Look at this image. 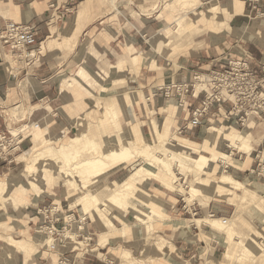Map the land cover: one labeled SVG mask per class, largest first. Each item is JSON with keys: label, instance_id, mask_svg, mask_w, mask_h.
<instances>
[{"label": "rangeland", "instance_id": "1", "mask_svg": "<svg viewBox=\"0 0 264 264\" xmlns=\"http://www.w3.org/2000/svg\"><path fill=\"white\" fill-rule=\"evenodd\" d=\"M82 1L86 0H76V9L73 15L63 16L59 20L57 28H52L53 32L49 39L47 37L40 38L35 48L23 52L24 56L27 53L35 52L36 65H45V61L57 65L53 72V81L56 85H59V88L69 78H71L70 84L78 83L79 78L76 76L81 68H85L97 80L98 85L90 88L91 94L75 88L67 89L68 92L81 91L85 97H92L89 98V107L85 110L78 109L75 115L69 113L70 118L75 121V128L70 137H77L80 131L79 136L83 137V145L78 147L77 152L75 149H66V146L71 144L66 145L65 142L53 143L54 140L52 139L41 141V137L37 138L34 151L29 152L34 146L32 128L35 127L33 124L41 127L43 124L46 129L49 121V119L35 121L34 112L28 105L32 100H34V103L40 102L39 82L34 80L33 75L28 74V76L26 72L19 73L21 65L24 66V64L20 65V60L16 63L17 60L9 52L2 55L0 59V61L2 60L0 65L4 67L9 62L5 59V56L9 55L15 60L13 66L17 69L16 72H12L13 75H9L7 71L1 72L4 74L1 79L9 80L7 85L0 91V120L4 125L2 132H11V125L18 130L11 132L13 137H17L21 131H25L22 133L25 139L21 143L20 149L17 150V155H15L17 162L10 166L6 164V166L0 167V183H8V191L4 183L0 184V190H4V193L0 192V253L4 252L6 258L4 262L0 261V264H264V215L261 214L263 211L259 207V201L248 199L250 192H258L263 196L260 200H264V186L257 179L258 169H264V162L261 157L264 152V114L262 119L255 115V109L258 107H254V101H252V110L248 105L232 111V107L236 104V100H233L223 105L222 108L214 104V107L205 116L201 127L192 128L189 126L194 112L201 107L205 98L204 92L198 94L199 97L196 95L194 81L200 80L197 78L210 75L212 72H217L216 70H198L202 66L201 61L206 53V46L201 42L204 40L209 41L208 45L214 49L218 46L223 48L225 40L228 39L227 44L224 46L225 50L236 60L247 55L249 45L259 46L261 44L256 32L252 30V17H248L252 10V0H240L249 5L245 14L247 17L243 15L238 17L235 22H233L234 20L231 21L232 31L219 29L218 27L208 29L205 23L199 22H223L230 14L213 19L209 16V7L219 4L232 11L234 0H200L202 5L195 9H189V7L195 5L191 2L192 0H90L92 8H97V13L100 15L93 17V20L91 17L89 21L87 16L82 25L84 26L88 22L86 27L84 29L83 27L78 28L74 39L69 45L53 49L47 47L45 50H41L43 45H48L52 38L58 36L69 20L80 11L79 6ZM210 2L213 3L208 7ZM181 3L184 4L183 7ZM201 12H208V14H202L198 21L197 14ZM186 16L194 22L181 18ZM176 17H179V19L176 20L178 26L175 27ZM48 20L51 21V24L57 23L55 18L51 20V17H48ZM237 20L239 23H236ZM188 23L191 24V27L196 25L197 29L193 30V33L184 36L174 35L171 47L162 49L157 47L158 39H162L165 34L164 30L167 27H172L169 30H181L182 27L186 29ZM33 26L39 31L38 25L34 24ZM209 30H212V32H209ZM261 30L264 31V28ZM112 40L113 49L118 54L113 53L114 56H106L107 44ZM210 40L213 41V45H211ZM129 48H131V52H129ZM127 54H130L131 58L124 61V72L114 75V69L112 68L117 66L121 58ZM132 56L140 57L138 66L131 61ZM252 57V68L260 74L255 68L258 65L256 58L253 54ZM138 67L142 69L144 79L139 78L140 75L136 74L135 69ZM261 67L264 70V64ZM116 79H122L124 83L118 84ZM160 86L168 87V90L163 93L167 97L158 96L155 101H148L150 93L155 87ZM143 93L146 96L136 102V98ZM127 94L131 97H129L130 102L125 104V99L127 101L125 95ZM123 96L125 97L123 98ZM188 98L196 101L189 113L188 108L185 109L186 103L189 104ZM121 100L122 103L120 104ZM99 101L102 106L115 104L105 109L103 115L102 110L94 111ZM132 102L133 105L130 107ZM134 103L139 104L137 106ZM121 108H127V110L119 115ZM165 109H168L169 112L168 116L170 118L168 119H166ZM245 112L249 114L248 117ZM174 114H177L178 117L175 116L176 123L172 132L180 138L195 142L192 144L198 147H201L210 129L223 131L226 128H234L245 134V123L252 118L256 125H254L255 129L250 134L245 135V149L251 151V142L254 136L256 143H254L255 148L251 153L250 161L253 167L249 170L256 169V174L252 172L251 175L250 171L245 170L246 155L232 149L228 144H222L220 148L222 152L232 156L233 164L223 166V163H220L218 168L217 163L219 160L215 161V157V160L209 163L205 170L208 174L203 175L204 172L199 174V176H209L217 181L225 171V173L233 175L236 180L246 183L244 185H246V188L248 187L249 191L235 192V190V193L233 192L234 197H229L226 192L221 193L216 188L217 186L213 187L214 185H212L207 193L194 196V200L190 202V205L187 200L188 193L181 194L167 191V188H163V184L160 183L162 187L153 177L144 175V171L140 170L142 167L146 166V168L155 171L157 168L158 172H162L161 176L171 180L172 176L164 174L160 163H157V165L152 164L155 162V158H160L168 160L174 166L175 176L172 179L178 178L180 180L178 183L182 184L186 192L189 182L194 178L190 171L192 166L189 164L190 160L186 157L179 158L174 154L165 156L160 143L155 142L156 139L153 143L149 122L151 120L155 121L163 127L161 130L166 134ZM240 117L243 120L240 121ZM78 119L82 121L79 122ZM137 121L145 122L142 130L147 136L149 144H146L143 140L140 125L132 126ZM78 122L80 126L77 125ZM157 124L153 125L156 126ZM48 131H51L54 135H61L64 132L62 129L58 132ZM40 133L41 129H37L36 137ZM166 135L162 138L158 137L160 142L162 140L169 141V145L171 144L177 148L178 143L172 141L177 143L173 144L167 139ZM47 148L54 150V156L40 155L37 158L35 157ZM126 148L133 156H138L139 160L136 161L134 166H129L126 169H122L125 167L121 166L115 170L121 169L123 172V178L117 182L127 179L129 184L151 197L155 208L161 214L152 215L148 213L152 217L146 219L137 217L139 212L135 211L133 207H129L131 201L134 203L136 199L129 190L122 193L120 196L122 202L119 205L112 206L110 204L112 197H104L99 194L102 185L94 183V178H90L84 173L85 168L78 166V164L90 158L106 156L114 149ZM203 150L206 151L203 154L209 156L210 152H208L207 146H202ZM26 152L29 153L21 158V155ZM31 153H33L32 158L29 157ZM192 155L197 156L199 153L194 152ZM2 161L0 160V162ZM57 161L65 165V176L64 178H58V182L52 183L50 192L59 201V205L53 207L55 212L59 208L65 214L61 216L62 219L56 225L57 232H55L54 224L45 219V213L39 212L42 205L51 206L55 203L52 197L32 195L33 205L22 206L21 208L16 198L20 199L26 192H28L27 194L32 191L37 192L39 189L38 184H41V182L44 184L53 178L56 175L55 163ZM178 162L182 165L181 167L177 166ZM26 167H29L26 171L27 180L20 176ZM236 167H240L244 171L240 172ZM137 171L138 175L135 173ZM109 174L99 184H104V187H107L112 183L108 182L111 179V176L108 177ZM14 176H20V178L18 177L19 180L9 181L7 179ZM75 179L81 181L85 189H79ZM61 183L65 185V188ZM74 185L76 188H73ZM23 187H26V192L23 191ZM95 192L98 193L95 194ZM170 196L176 201H180L179 208L166 205L164 201L165 199L168 201ZM243 197L247 200L244 203L240 199ZM230 202H235L238 206H231L228 204ZM72 204L76 207L71 208ZM203 204H207V207L205 208ZM5 207H7L6 210ZM20 211L22 215H20ZM117 214L120 219V216H128V221L114 219ZM43 215H45V218ZM70 215H75L72 221L68 218ZM166 216L171 221L164 223L165 226L161 227L160 223L167 219ZM205 218L224 220V223L228 226L227 233L221 235L219 232L214 231V228L209 224H203L202 228L212 232L215 237L203 233L194 221ZM189 221L191 222L189 223ZM40 226L47 227L46 231L40 229ZM38 230L47 239V242L42 245L35 241ZM243 230H248L245 235H243ZM68 231L76 236L77 241L83 243L80 247L74 248L66 245V232ZM112 231L114 232L110 233V237L106 239L107 242L110 241L108 247H100L99 245L102 244H100L99 237ZM51 232L58 233L60 237L58 239L50 237ZM231 236L232 241L236 242L233 248L227 244V240ZM110 238L112 240H109ZM13 239L17 242H14ZM240 242H252L260 249L257 253H252L246 248H241ZM53 244L57 245L56 249H52ZM38 248H40L39 253L34 256ZM96 248L99 249V253H92V250ZM229 249L230 251H228ZM20 250L21 252H19ZM227 252L229 254L225 256ZM101 253L106 257L101 256ZM15 258L16 260L13 262Z\"/></svg>", "mask_w": 264, "mask_h": 264}, {"label": "crops", "instance_id": "2", "mask_svg": "<svg viewBox=\"0 0 264 264\" xmlns=\"http://www.w3.org/2000/svg\"><path fill=\"white\" fill-rule=\"evenodd\" d=\"M191 2L195 3V5H193V7H189V9H195V8H198L200 5H202L200 0H192ZM75 3H76V0H0V33H2L6 29L7 25L10 22H15V23H19V24H27V25L36 24L39 26L38 41L40 38L44 39L47 37V39H49L51 37L52 32H53L52 28H57V25H59V23H58L59 20L65 15H73V13L75 12V9H76ZM211 3H213V2L208 3V7ZM235 3H236V0H234V2H233V8H235V6H236ZM247 6H249V5L246 2H243V13H241L239 15H237L235 13L236 12L235 9H232L233 12L228 9L229 12H231V14H230V16L226 17L223 20V22L211 23L208 21H201L199 23H205L207 25L208 29H214V28L218 27L219 29H227V30L232 31L233 29L230 25V22L233 20H234L233 22H235V20L238 17L243 16V15L247 17V15H245L247 12ZM79 8H80V11L72 19L69 20L66 27L62 31L59 32L58 36H56L55 38H52L49 41L48 45H43V48L41 50H45L47 47H49L50 49H53L56 47H61L63 45H69L72 42V40L74 39V37L78 31V28L83 27V29H84L86 27V24L88 22L84 26H82V25H83V22L87 16H88V21H89L91 17L93 20V17L95 18V17H98L100 15L99 13H97L98 12L97 8L96 9L92 8L90 0L82 1L80 3ZM202 14L207 15L208 12L207 13L201 12L200 14H197L198 21L200 20ZM48 17H51V20L55 18L57 23L51 24V21L48 20ZM248 17L249 18L252 17V30H254L256 32L257 37L261 41L260 42L261 44L259 46L255 45V44L249 45V47H248L249 51L248 52L255 56L256 61L258 63V65L255 66V68L260 72V74H263L264 70L262 69L261 65L264 64V35H263L264 31H262L261 29L264 28V0H252V10L250 11ZM181 18L188 19V20H190V22H194L193 20L188 18V16L181 17ZM177 19H179V17L175 18V21H174L175 23H176ZM237 22H238V20L236 21V23ZM186 25H187L186 26L187 28L185 29L182 27L181 30L180 29L169 30V29H172V27L171 26L167 27L164 30L165 34L162 36V39L161 38L158 39L159 42H158L157 47H159V49L171 47L173 40H174V38H173L174 35L184 36L186 34L193 33L195 31V29H197L196 25H194L192 27L190 26L191 24H189V23ZM176 26H178L177 23L175 24V27ZM234 30L240 31L238 29H234ZM169 32H171V33L169 34ZM209 32H212V30H209ZM225 41L226 42L223 44V48L218 46L214 49L211 48L210 45H208L209 41L204 40L201 42V44H204L206 46V49H205L206 53L204 54V58H202V61H201L202 66H200L198 70H200V71H212V70L223 71L225 69H228L229 66L232 64V62L236 61V59L232 58V55H230L228 52H226L224 46H225V44H227L228 39H226ZM232 42H234V41H232ZM112 43H113V40L107 44L108 49L106 48V52H105L106 56H114L113 53L118 54V52L113 49L114 45ZM213 44H214L213 41H211V45H213ZM130 49L131 48H129V52H131ZM8 52L13 55L15 60H17L16 63L19 62V60H20L21 62L19 64L20 65L24 64V66L21 65V67L19 69V73L26 72L27 75L28 74L33 75L34 80H37L39 82L40 94H41L40 102L34 103V100H32L31 102L28 103V105H30L32 112H34L35 121L36 120L44 121V120L49 119L48 124H47L48 127L46 129L43 127V124H42V127L41 126L38 127V129H41V133L38 134V137H36V132H37L36 124H33L35 127V128H32V130H33L32 141H33L34 146L29 152L34 151V147L36 145L37 138H39V137H41V141H45L46 139H49V140L52 139V140H54L53 143L57 142L59 144L61 142L62 143L65 142L66 145L71 144V140L77 138L81 134V131H80L79 135H77V137H73V138L70 137L71 133L73 132V129L75 128V123H74L75 121H73L70 118L69 113L71 112L75 115V112H78V109L85 110L87 107H89V102H88V101H90L89 98H92V97H85L84 93H82L81 91L68 92L67 89L75 88V89H79V90H82L83 92H87V93L91 94L90 88H92V87L94 88L95 85H98L97 80L90 74L89 71H87L85 68H81L78 71L77 76H76L79 78L78 83L70 84L69 82L71 81V78H69L68 80H65L63 82L64 84L61 85V87L59 88L58 87L59 85H56V83H54V81H53V79H54L53 72H54V69L56 68L57 65L51 64L47 61H45L46 62L45 65H43V64L36 65L35 64L36 60L34 59L36 57V55H34L35 52L27 53L25 56L23 55L24 51H21L19 53H12L9 50V48L0 40V59H1L2 55L7 54ZM8 58H10L9 60H11V61H15L9 55L5 56V59L8 60ZM128 58H131L130 54H127L125 57H122L120 62L118 63V65L114 66L112 68V69H114V72H113L114 75L115 74L118 75L119 73L124 72V61ZM131 61L133 62L134 65L138 66L139 65L138 63L140 62V57L132 56ZM1 62H2V60L0 61V64H1ZM8 67H9V65H7V68H3L0 65V91H2L3 87H5L7 85V83L9 82L8 79L7 80L1 79V77L4 75L1 72L7 71V72H9L8 73L9 75H13L12 72L17 71V69H15L14 67H13V69L8 70ZM82 69H84V71H82ZM135 72H137L136 74L140 75L139 78H142V79L145 78L144 74L142 73L141 68L138 67L137 69H135ZM107 74H109V73H107ZM85 78H87V79H85ZM150 78H153V77H150ZM116 82L118 84H123L124 80L116 79ZM204 88H206V87L196 88V95H198ZM166 90H168V87L167 88L163 87V86H160L158 88L155 87V89L152 91V93H150V97L148 98V101H151V100L155 101L156 100L155 98H158V96L166 98L167 96L163 95L164 91H166ZM127 95H129V94H127ZM125 96H123V98ZM145 96H146V94L143 93L142 95H140V97H137L135 101L138 102L140 100V98L142 99ZM189 98H188L189 104L187 105V103H186V108H185L186 110L188 108V110H187L188 113L193 109V106L196 103L195 99L191 100ZM131 100H132V98H131ZM171 101H173V100H171ZM174 102H176V101H174ZM119 103L121 104L122 100ZM100 104H101V102L99 101L97 103V105L95 106L94 111L102 110V113L104 115L105 109H107L111 105H114L115 103H111L108 105L105 104L103 106ZM138 104L139 103H134V105H137V106H138ZM132 105H133V102L130 105V107H132ZM104 106H106V107H104ZM121 109H120L121 111H120L119 115H121V113H123L127 110V108H124V109L121 108ZM164 112L167 113L166 118H170V116H168L169 115L168 109H165ZM183 115H185V114H183ZM175 116L178 117L177 114H174L172 121L170 120L171 123L169 125L166 137L171 142L176 141L178 143V140L175 137H178V138H180V137L175 135L172 132L173 126L176 123ZM78 120H79V122L82 121L81 119H78ZM79 122L77 123V125L79 124ZM135 123L136 122H134L132 124V126L137 125V124L140 125L143 140L145 141L146 144H149L148 143L149 140H148L147 136L143 133V130H142V126H144L145 122L137 121V123L136 124ZM153 124H157V123H155V121L151 120L149 122V125L151 127V131H152V135H153V143H154V139H155L156 134L153 131V129H154ZM3 126H4L3 122L0 120V131L3 130V128H4ZM79 126H80V124H79ZM60 129H62V131H64L61 135H54L51 131H48V130H52V131L58 132V131H60ZM13 130L16 131L17 129H15L11 125L10 131L12 132ZM205 133H206V131H205ZM183 139H185V138H183ZM186 140L189 143H195L189 139H186ZM177 143H173V144H177ZM254 143H256V141H255V138L253 136V139L251 142V146H252L251 148L252 149L250 152L247 151L246 149L240 150L238 148L231 147L228 143H223V145L228 144L232 149H235V150L239 151L240 153H243L244 155H246L247 161L245 163V168H246L245 170L250 171L251 175H252V172L254 174H256V169L249 170L251 167H253V165L250 163V161H251V153L254 151V148H255ZM29 152H26L23 155H21V158L23 156H25L26 154H28ZM53 153H54L53 149L47 148L46 150H43L40 153H38V155H36L35 157L37 158L40 155H45L46 157H48L50 155L54 156ZM223 154H225V156H227L228 159L219 160L217 163L218 168L220 167V163H223V166L228 165V164L231 166L233 164V161L231 158L232 156L225 153V152H223ZM15 155H17V153H15L11 157H9L7 161L3 160L2 162H0V167H4V166H6V164L10 166V165H13L14 163H16L17 159L15 158L16 157ZM263 155H264V152L262 153L261 157ZM29 157L32 158L33 153H31L29 155ZM55 167H56V175L53 176L54 179L51 178V179H49V181H46L44 184H42V182H41V184H38L39 189L37 190V192L34 193L32 191L29 193L30 194L29 195V194H27L28 192H26V187L22 188L23 191L26 192V194H24L20 199L16 198L19 205H20V208L22 206L33 205V201H32L33 196L32 195H35L37 197L49 196L55 200V203H53L51 206L42 205V209L39 207L40 213L44 214L45 209L46 210L47 209L53 210V207H56L57 205H59L58 198L50 192V187L52 186L53 182L59 181L58 178H60V177L64 178V176H65L64 169L66 167L60 161H57L55 163ZM28 168L29 167H26L25 169H23V171L21 172V175H20L21 177L25 178L26 180H27L26 171L28 170ZM34 168L36 169V167H34ZM126 168H122V169H126ZM236 169L239 170L240 172L244 171V169H242L240 167H236ZM258 171H259V175L257 176V179L260 182V184L264 186V169L259 168ZM62 173H64V174H62ZM223 174H228V173H225V171H223L222 175ZM191 175H192V177H194V175L192 173H191ZM228 175H231V174H228ZM20 176L8 177L7 179L9 181H12V180L15 181V180H19L18 177L20 178ZM109 176H111V179L108 182L118 183L117 181H120L123 178V172L120 169L118 171L112 172L111 174L108 175V177ZM108 177H107V179H108ZM231 177H233V175H231ZM233 179H235V178L233 177ZM75 180L77 181L79 189L80 188L85 189L84 185L81 183V181H78L77 179H75ZM236 181H238V180H236ZM238 182H240V181H238ZM1 183L5 184V188L8 191V183L7 182H1ZM240 183L246 184L244 182H240ZM62 185L65 188V185L64 184H62ZM163 188H165V187H163ZM166 190L173 192L169 189H166ZM235 192H242V191H235ZM173 193H178V192H173ZM64 194H65V192H64ZM202 198L204 199V197H202ZM164 202H166V205L167 204L169 206L173 205V206H176L177 208H179L178 204H180V201H178V200L176 201L171 196H170L168 201L165 199ZM228 204L231 206H234L230 203H228ZM38 206H39V204H38ZM203 206L206 208L207 204H203ZM74 207H76V206L74 204H72L71 208H74ZM6 208L7 207H5V210H6ZM56 212L59 213L58 215L62 219L61 216L63 214H65V212L59 208H57ZM116 213H118V212H116ZM251 213H252V211H251ZM20 215H22V212L20 213ZM70 216H68V218H70ZM74 216H71V217L74 218ZM116 216L117 217H115L114 219H116L118 221H120L121 219L124 222L128 221V216H124V217L120 216L121 219L118 217V214ZM43 217L45 218V215H43ZM166 217H167V219L160 223L161 227L163 225L165 226L164 223H169L171 221L168 216H166ZM205 219H207V218H205ZM205 219H203V220H205ZM197 220H202V219H197ZM197 220H195L194 222H196ZM190 222L191 221H189V223ZM44 227L45 226H40L39 228L45 230ZM168 230H170V229H168ZM248 230L250 231V229H248ZM248 230H245V231L243 230L242 231L244 233L243 235H245V233H247ZM248 233H250V232H248ZM72 235L76 239V236L74 234H72ZM109 240H112V238H110ZM13 241L17 242V240H14V239H13ZM109 243H110V241L107 242L105 246L104 245H99V246L102 248H105V247H108ZM224 243H225V241H224ZM39 249L40 248L37 249L34 256L39 253ZM19 252H21V250ZM92 253H99V249L96 248V249L92 250ZM14 256H16V255H14ZM101 256L106 257L103 253H101ZM12 258H14V257H12ZM14 260H16V258L13 259V262H14ZM32 261H33V259H32Z\"/></svg>", "mask_w": 264, "mask_h": 264}, {"label": "bare ground", "instance_id": "3", "mask_svg": "<svg viewBox=\"0 0 264 264\" xmlns=\"http://www.w3.org/2000/svg\"><path fill=\"white\" fill-rule=\"evenodd\" d=\"M235 5H236L235 8H233L236 10L235 13L237 15L243 13V2L240 0H236ZM181 6L183 7L184 4L181 3ZM229 14H231V12H229L228 8L222 7L219 4H215V5H212L209 7V16L213 17V19L222 18L224 15H229ZM9 59H8V61H9L8 62V65H9L8 70L13 69V67H14L13 65L15 62V61H10ZM3 68H7V65H5ZM209 79H210L209 75L200 77V80L194 81L195 88L206 87V84H207ZM129 97H130L129 95H126L127 101L125 99V104L130 102ZM173 101H175V100H173ZM166 119H168V118H166ZM254 125H255L254 121L252 119H249L245 125V132H246L245 134L235 130L234 128H226V130H223V131L210 129L208 131L206 138L203 140L201 147H198L192 143H189L186 139L176 137V139L178 140V147L177 148H175V146H173L171 144L169 145V143H170L169 141L167 142L165 140H162L160 142L158 137L162 138L164 135L167 134V132H166V134H164L161 130L163 127L158 125V124L156 126H154L153 131L156 134L155 142L160 143V146L162 147V149L165 152V154H164L165 156H168V154H174V155H177L179 158L180 157H186L188 160H190L189 164L192 165L190 171L194 175V178L189 182L187 192L185 191L182 184L178 183V181H179L178 178L172 179V177L175 176L174 166L166 159L155 158V162L152 164L157 165V163H160V165L163 168L164 174L172 176L171 180H168V179L164 178L163 176H161L162 172L161 173L158 172L156 167H155L156 171L151 170L149 168H146V166L142 167L140 170L144 171L145 176L153 177L155 179V181L163 184L164 187H166L167 189H169L173 192H178L181 194L188 193L189 196H187V200H188L189 204L191 201L194 200V196H199V195H202L203 193H207V191H209L211 189L212 185H214L213 187L217 186L216 188L219 189L221 193L226 192L229 197H234V193H235L234 191L235 190L247 192V191H249L248 187L246 188V185H244V184L236 181L235 179H233V177H231V175L223 174V176L221 178H219L217 181H215V180H213V178H211L209 176H199V174L201 172H204L203 175H207L208 173L205 170H206L207 166H209V163H212L215 159H216L215 161H218L221 159H228L227 156H225V154H223V152L221 151V148H220V146L223 143H228L233 148L245 150V147H246L245 135L250 134V132L255 129ZM38 127L39 126L36 125V129H38ZM82 139H83L82 136H79L78 138L73 139L71 141V145L66 146V149L67 150L75 149V151L77 152L79 150L78 147L80 145H83ZM202 146L203 147L207 146L208 152H210L212 155L210 153H209V156L204 155L203 152H206V151L205 150L202 151ZM75 151H74V153L76 154ZM128 151H129V149H127V148L126 149H120V150L114 149L109 154H107L106 156L90 158L84 162H81L80 164H78V166H83L85 168L84 173H86L90 178H94V183H96L97 185H102V186H100L101 188L99 190V194L104 196V197H106V196L112 197V200H110V204L112 206L119 205L122 202L120 199V196L126 190H129L130 193L136 198L134 203L131 201V203L129 204V207H133L135 211L139 212V214H137V217L139 216L142 219H146L147 217L151 218L152 215H155L156 213L161 214V212L155 208L153 201H151V197L145 195V193H143L139 189H136L135 187H133V185L128 183L127 179H125L124 181L119 182V183H113L112 182L109 185H107V187H104V184H99L107 176V174L111 173L112 171L119 169L121 166H124L126 168L129 166L135 165L136 161H138L139 158H138V156H133V154L129 153ZM194 152L199 153V155L193 156L192 153H194ZM74 153H72V154H74ZM105 159H108V160L106 161ZM262 160L264 161V155L262 156ZM177 166L181 167L182 165L179 164V162H178ZM135 173H136V175L139 174L138 171ZM73 188H76V186L74 185ZM1 191L4 193V190H0V192ZM96 193H98V192H95V194ZM138 196L140 197V199ZM262 198H263V196H261L260 193H258V192H250L248 195V199L259 201V203H258L259 207L263 211V212H261V214L264 215V200H260ZM240 199H241V202L243 201V203L247 201L244 197L240 198ZM230 204L234 205L235 207L238 206V205H236L235 202L234 203L230 202ZM255 206L258 207L257 205H255ZM54 210L55 209L53 208V213H55ZM148 213L152 214V215H148ZM162 213H163V211H162ZM210 217L212 218V216H210ZM72 219L73 218L70 216V221H72ZM224 222L225 221L222 219H218V220H210V219L203 220L202 219V220L196 221V223H197L198 227L201 229V231L203 233H207V234L211 235L212 237H215V235L212 232L206 231L205 229H203L202 225L203 224H209L210 226H212L214 228V231L219 232L221 235H223L224 233H227L226 230L228 229L227 224ZM44 228L46 231L47 227H44ZM113 232L114 231L109 232L107 234H105V233L102 234L100 236V244H102V245L106 244L108 241L106 239H108V237H110V233H113ZM66 239H67V243H66L67 246H73L74 248H76V247H80L83 244L81 241H77L75 239V237L71 234L70 231L66 232ZM232 239L233 238L231 236L230 239L227 240V244H228V246L233 248L236 245V242L232 241ZM35 241L38 244L42 245V244L47 242V239L44 237L42 232L38 230V235L35 237ZM240 247L246 248L248 251H252V253H257L258 250L260 249L259 246H255L254 244H252V242H250V243L240 242ZM230 249L228 251H230ZM228 254H229V252H227V254H225V256H227ZM5 260H6L5 253L4 252L0 253V261L4 262ZM2 264H7V263H2Z\"/></svg>", "mask_w": 264, "mask_h": 264}, {"label": "built area", "instance_id": "4", "mask_svg": "<svg viewBox=\"0 0 264 264\" xmlns=\"http://www.w3.org/2000/svg\"><path fill=\"white\" fill-rule=\"evenodd\" d=\"M38 36L39 32L33 25L10 22L6 29L0 33V40L12 53H19L35 48L39 43ZM252 60V54L247 52L245 57L232 62L228 69L212 72L209 75L210 79L206 88L199 93L203 94L204 92V101L201 107L194 112L189 123L190 127H201L205 116L208 115V111L214 107V104L222 108L223 105L233 100H236V104L232 107V111L248 105L252 110V101H254V107H258L255 109V115L262 119L264 114V72L259 74L254 70ZM193 96L195 97V94ZM245 114L247 117L249 116L247 112ZM239 120L241 121L243 118L240 117ZM23 132L25 131L23 130L17 137H13L11 132L0 131V160L7 161L9 157L17 153L25 139L22 135ZM44 213L46 220H50L54 224V230L57 232L56 225L61 221V218L58 217L59 213H53L52 209H45ZM49 235L55 239L60 237L58 233L51 232ZM56 246L53 244L52 249H56Z\"/></svg>", "mask_w": 264, "mask_h": 264}]
</instances>
